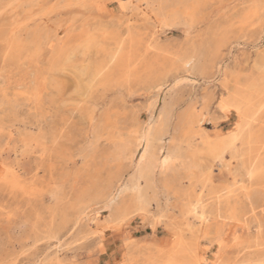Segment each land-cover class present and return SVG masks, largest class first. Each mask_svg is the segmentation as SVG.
<instances>
[{
	"label": "rangeland",
	"instance_id": "rangeland-1",
	"mask_svg": "<svg viewBox=\"0 0 264 264\" xmlns=\"http://www.w3.org/2000/svg\"><path fill=\"white\" fill-rule=\"evenodd\" d=\"M25 1L0 0L7 5L0 16V25L12 21L15 14H22L23 7L20 5ZM60 1L40 0L38 5L33 3L35 11L43 7L58 8L43 26L46 24L54 29L53 22L59 20L60 32L42 49L36 50L33 44L26 41L10 46L6 37L0 34V264H121L125 256L132 258L133 264L144 261L152 264L161 252L170 251L173 247L168 224L180 213L184 201L180 199L179 191L189 186L188 181L175 179L173 174L168 177L169 187H163L160 179L156 180L158 185L147 184L145 179L138 182L136 166L143 151L142 145L132 164L124 161L122 176L112 183L106 195L108 197L97 199L92 214L99 218L96 227L101 226L108 210L113 215L120 214L124 208L132 212L127 220L114 223L102 238L91 234L87 218L74 224L72 214L76 198L95 191L120 172H117L115 163L104 158L105 153L115 150L113 142L127 138L131 132V138L140 139L145 129L154 136L152 148L163 156L174 148L188 153L194 147L195 161L209 167L205 174L206 183L218 192L213 202L216 196H221L235 184H248L249 177L240 153L247 128L236 141L234 158L230 154L225 158L227 164L231 163V169L222 166L216 153L209 151L206 144L204 147V142L207 138L230 142L232 136L229 134L232 130L237 131L241 124L235 112L226 116L222 111L221 105L226 99L232 98L242 104L244 110L249 106V102L234 91L237 78L251 74L264 55V10L260 11V17L250 29L241 30L236 21L242 13L255 10L256 6L264 7V0H206L208 4L197 6L193 21L188 17L192 10L188 15L180 14L181 20L168 16L172 8L167 9L169 18L156 17L165 4L182 0H169V3L167 0H104L105 8L95 2L80 6L78 0H71L70 6L66 7V0ZM15 7L19 8L12 12ZM179 7L183 13L182 5ZM40 22L36 19L21 26L33 29ZM233 23L230 43L220 50L218 56L209 54L213 27L218 31ZM118 33L124 40L125 52L135 56L130 81L124 76L121 78L117 72V76L114 73L107 81L109 83L103 84L105 86L95 85L96 88L88 95L84 94L79 86L88 84L89 78L85 74L88 68L100 62L113 66L109 60L110 54L117 50ZM22 37H25L24 32ZM92 37L99 45L87 48L85 41ZM63 50L66 54L64 58H69V62L61 69H53V62L64 53ZM194 57L199 59L196 58V61ZM175 59L177 64L173 67ZM207 65H211L210 69ZM147 67L152 71L146 70ZM211 68L214 69L211 71ZM163 76L161 85L150 84L152 79ZM249 94L253 101L264 98L263 89L249 91ZM4 95L11 103L2 101ZM16 98L18 101H15ZM167 112L170 116H166ZM187 113L206 116L202 128L196 130L197 137L194 133H190L191 137L184 135L181 118ZM103 115L111 117L117 126L108 127L97 145L93 141L94 135L91 137V133L94 134L91 118L98 122ZM263 115L262 112L260 117ZM176 127L178 130H175ZM262 127L263 124H254L252 130ZM211 135L220 138L212 139ZM88 142H93V146ZM6 167L20 170L27 190L36 182L35 190L27 194L24 188L6 186ZM190 173L199 175L200 169L194 167ZM137 184L139 191L147 195L148 213L134 207L138 198ZM259 192L260 196L250 200L245 199V190L232 199H217L221 201V214L229 219L226 245L224 248L218 245L223 251V260L233 263L240 262L244 257L264 256V189L260 188ZM152 215L160 218L154 227L148 221ZM61 241H64L63 245L57 246ZM214 247L208 255L211 260L218 254Z\"/></svg>",
	"mask_w": 264,
	"mask_h": 264
},
{
	"label": "bare ground",
	"instance_id": "bare-ground-1",
	"mask_svg": "<svg viewBox=\"0 0 264 264\" xmlns=\"http://www.w3.org/2000/svg\"><path fill=\"white\" fill-rule=\"evenodd\" d=\"M39 1L40 0H36V1L35 0H27V1L23 2L20 5L21 7H23V13L20 15L15 14L12 17V18H14L12 21L0 25V34L3 35V37H6V43L8 45L11 46L15 42L26 41V42H30L31 44H33L35 46L36 50H39V49H42V47L49 45L50 42L52 41L53 37H55L60 32L61 27L59 26V23H60L59 20L56 22L55 21L53 22L55 24L54 29H50V26L48 27L46 24L43 26V24L46 23V20L52 14V12L57 11L58 8H52L51 7V9H49V8L43 7V8H40L39 11H35L34 10L35 5L33 3L36 2V4L38 5V4H40ZM70 1L71 0H66V3H68L66 7L70 6V3H71ZM144 1L149 2L150 0H144ZM78 2H79L80 6H88L91 4V2H95V4L101 5V8L106 7L104 0H78ZM210 2H211V0H210ZM25 3H26V5H24ZM167 3H169V0H167ZM203 3H207V1L206 0H182L180 2H173L171 4L169 3L168 5L165 4L164 7L161 8L162 10H161L160 14H157L156 17L157 18L160 17V18H163L165 20L169 16V17H172L173 19L175 18V20H176V19H180V16H181L180 14L188 15L189 12L192 10V13H190L188 15V17H190L191 20L193 21V18L195 15V10H196L197 6H200V4H203ZM181 5H182L183 13H181L180 9H179L180 8L179 6H181ZM6 7H7V5H3L2 3H0V16L5 11ZM19 7L13 8L12 12L15 11L16 9H18ZM174 7H175V9H173ZM137 8H139V7H137ZM168 8L169 9L172 8V10H171V12L168 13V16H167V9ZM263 10H264V7L260 8V6H256L255 10L251 9V10H248V11L242 13L238 17L236 23L240 24L241 30H244L246 28L250 29L249 27H252L255 25V22H257L256 19H258L260 17V11H263ZM145 13H146V11H145ZM181 18H182V16H181ZM36 19H39L41 22L38 24L36 23L35 26L33 27V29H26V26H24V27L21 26L25 22H28V21L32 22V21H35ZM184 21H183V23H184ZM29 24H30V22H29ZM234 26H235V24L233 23V24H230L229 26H226L223 29L218 30V31L214 30L215 27H213L212 45H211L210 50L208 51L209 54H212L213 56H216V55L218 56L220 50L225 45L230 43V42L228 43V41L230 39L231 34L234 32ZM192 31H194V29ZM192 31H191V33H192ZM23 32L25 33L24 38L22 37ZM128 32H130V31H128ZM236 34H237V32H236ZM117 36H118L117 50L110 54V60H109V62L111 63V66L112 65L113 66L108 67L107 63L104 64L103 62H100L95 67L88 68V72L85 73L89 78L88 84L79 86V88L82 91H84L83 92L84 94L88 95L89 92L95 87V85H98V84L103 85L104 83H106V84L109 83L107 81L110 80V77L114 73H115L114 76L115 75L117 76V72L121 74V78L124 76L127 80L129 79V81H130V79L132 77V75H131L132 67H133L134 62H135V56L127 54L125 52L124 45H123L124 40L122 39L121 33H118ZM208 43H210V42H208ZM97 44L98 43H97L96 39L93 37L87 38V40L85 41V46L87 48L94 47ZM15 45H17V44L15 43ZM197 47H196V49H197ZM12 48H14V47H12ZM188 49H190V48H188ZM63 52H64V50H63ZM161 54H162V52H161ZM161 54L159 53V55H161ZM65 55L66 54L64 52V53L59 54L56 57V61H54L52 64L53 69L54 68H57V70L61 69L62 66H64L67 62H69L70 59L69 58L65 59L64 58ZM205 55H206V53H205ZM212 55H211V60H213ZM190 56H191V54H190ZM207 57H208V55H207ZM196 58H198V57H196ZM196 58H195V60H196ZM207 60H208V58H207ZM216 60H217V58H216ZM171 64H169V65L171 66ZM176 64H177V59H175L173 61L172 66L174 67ZM149 65H147V66L151 67ZM170 66H168V67H170ZM189 66L191 67V64ZM200 66H202L201 63H200ZM207 66L210 69L209 66H211V65H207ZM148 67L146 70L149 71L151 68H148ZM194 67H193V69H194ZM196 67H197V64H196ZM217 67H218V64H217ZM112 68H114V69H112ZM152 68H154V67H152ZM190 69H192V68H190ZM199 69H200V67H199ZM213 69L214 68H211V71ZM166 70H167V67H166L165 71ZM151 71H152V69H151ZM159 72H161V71H159ZM194 72H196V71H194ZM197 72H198V70H197ZM165 73L166 72H164L162 74H165ZM184 73H185V71H184ZM133 75H134V72H133ZM155 75H158V74H155ZM155 75H154V78H155ZM159 75H160V73H159ZM152 76H153V74H152ZM149 77H150V75H149ZM140 78L141 77H139V79ZM164 78L165 77L163 76V78L160 77L156 80L152 79L153 82L152 83L150 82V84L154 83L157 86H159L164 82V80H163ZM144 79H146V78H144ZM115 80L116 79H114V81ZM147 81H148V79H147ZM110 83H112V81H110ZM112 85H113V83H112ZM103 86H105V85H103ZM243 88H244V90H243ZM258 89L264 90V55L259 58V60L256 64V67H255V70L251 74H249L248 76L239 77V78H237V81H236V87H235L234 93L236 95L241 96L242 99H246L249 102V106L244 110L242 108V104L237 103L235 100H232V98L226 99L221 105V109L226 114V116H229L230 113L235 112L238 115L239 119L241 120V124H239L238 129H236L237 131L232 130L230 134L228 133L229 135L232 136L230 138V142L225 141V140H221V139H219L220 141L219 140L212 141L208 138L204 142V147L206 144V148H208L209 151L216 153V156H217L220 164L222 166L226 165L227 167H229V165L231 163L227 164L228 160L226 161L225 158H226L227 154H230L231 157L234 158L235 151L237 148L236 147V141L238 142L239 137L241 135H243L244 132H246L245 129L247 128V130H248L247 136L243 139L244 141L242 144V149H241V152H240V150H239V152L242 153V156H241L242 161L241 162L243 164V167L245 168L244 170H246L248 177H249L248 184H246L245 186L244 185L237 186V184H235L233 188L222 192L221 196H219L220 198L218 196H216L217 202L216 201L213 202V199H214L215 195L218 194V192L211 189L208 186V184L206 183L205 174L208 171L209 167L207 165H202V164L197 163L195 161V154H193L194 152L192 151V148H194V147L190 148V151L188 153L183 152L180 148H174L171 151H169L166 155L163 156L161 154V152L155 151L152 148L151 140L154 138V136L151 135V133L149 131H145L146 129L143 130L144 134H142L140 139L139 138H131V135L133 133V132H131L127 138L122 137L120 140L118 139V141L116 140L113 142L115 145L114 146L115 150L113 149L114 151L111 149L110 151H112V152L105 153L106 156L103 155L104 158L107 157V159L109 161L115 163V165L118 169L117 172L119 170H120V172L117 175L113 176L111 179H109L105 183V185L99 186L95 191L84 193L81 196L76 198V203H75L74 208H73L74 212L72 214L74 224L77 225V224H79L80 220L82 222L83 218H85V219L87 218L88 219V225L91 229V231L89 230L91 232V234L92 235H100L102 238V236L105 235V231L108 230L109 228H111V226H113L114 223L125 221V220H127V218L129 216H131L132 212H130V210L128 208H124L120 214H116V215H113L114 213L112 214V211L106 209L109 211V213L107 214L105 219L102 218L104 220L101 223V226L96 227V222L98 221L99 218L97 219L96 217L92 216V214H93V211L97 205V202H98L97 199L101 198V197H108L106 195L108 194V192H110V190L112 188V183L114 181H117L122 176L121 170L124 168V164H125L124 161H129L132 164L134 161V158L136 157V153L138 151V148H140L142 145H144L142 154H141L140 158L138 159L139 161H138V164L136 166L137 167L136 179L138 182L141 179H145L147 184H151V183L154 184V183H156L157 179H160L159 182L163 185V187H169L170 183L168 181V177L173 175V174L175 176L174 177L175 179L179 180V178H182V179H185L186 181L189 182V186L187 188L179 191L180 199L182 201H184L182 208H180V213L177 216H175L174 218H172L173 219L172 222H170L168 224V227H169V229L171 231V235H172V246L173 247H172V249H170V251L161 252L162 253L161 256L157 257L158 259L155 260L152 264H264V256L255 257V258H251V256H250V258L244 257L245 259L243 258V260H241L240 262L236 261L233 263H230L229 261H225L222 259L221 254L223 251L221 250V247L224 248L226 245L225 244V242H226L225 241V239H226L225 233H226L227 227L229 225V219L226 216H223L221 214L220 207H219V204L221 202L219 200L223 197L228 198V199H232V198L238 196V194H240L242 192V190H245V194H244L245 199L250 200L252 197L259 195L258 193H260L259 192L260 188L264 189V157H262V153H261L262 150H264V131L262 129L264 127H262L259 130H256V131L254 129L252 130L254 124H258V125L263 124L264 125V115L260 117L261 113L262 112L264 113V98H262L260 101H258L257 99H256L257 101H253L252 99H250V94H249V91H254V90H258ZM16 97H17V95H16ZM250 100L252 101L251 103H250ZM2 101H4V102L8 101L9 103H11V100H9V97H7V95H4V97L2 98ZM12 101H14V99ZM15 101H18V98H16ZM0 104H1V102H0ZM15 104H16V102H15ZM17 105L19 106L18 103H17ZM176 112H177V110H176ZM166 116H170V114L167 112ZM175 117H177V116H175ZM175 117H172V118H175ZM205 120H206L205 115H195L193 113L185 114L181 118V123L183 125L184 135L186 137H191V135L194 133V136H195V134L197 133V131H196L197 128L201 129L202 124H204ZM91 121L93 122V130H94V134L91 133V137L94 135V138L93 137L92 138H93L94 143L97 145H98V141L100 140V138L102 136H104V133L108 127H111V126L116 127L117 126L116 121L112 122L111 117L104 116V115L101 117V119L98 122H94L93 118H91ZM165 122L162 126L165 125ZM146 125H148V122ZM171 125H172V123H171ZM93 130L91 132H93ZM175 130H178V128ZM190 133H191V135H190ZM228 134H226V135H228ZM215 135H217V134H215ZM196 137H197V134H196ZM160 138H162V134H161ZM213 138L214 137L212 136V139ZM215 138L217 139L220 137L218 136ZM153 142H154V140H153ZM89 144L92 145L93 142H92V144L91 143H89ZM90 145H88V146L90 147ZM26 146H28V143L26 144ZM89 147H88V150H89ZM163 147H164V145H163ZM239 148H240V146H239ZM238 159H240V158H238ZM99 163H101V161ZM238 163H239V161H238ZM106 165H108V163ZM194 167H197L200 169L199 175L190 173L191 169H193ZM184 171H186V173ZM6 172H7L6 173L7 175H6V178L4 179L6 186L10 187L11 189H14V188L23 189L24 188V191L27 194H29L31 192L30 190H32V191L35 190L34 188L36 186V182L32 183L34 186L33 187L30 186L29 187L30 190L26 189L25 185H23V181H22L23 179L21 180L22 177L19 174L20 170L18 171L17 168L6 167ZM2 174H3V172H2ZM231 174H233V173H231ZM245 174H243V175H245ZM135 186H137L138 198L135 201L134 207L140 211H145V213H148L147 203H149V201H148L147 195L145 193H142L139 191L140 187L138 184ZM185 187H186V185H185ZM117 188H118V186H117ZM119 188H120V186H119ZM115 191L116 190H114V192ZM206 191H207V194H206ZM217 199H219V200H217ZM215 204H218V205L215 207L216 209L214 210ZM98 206H100L99 203H98ZM162 206L163 205H161L160 207H162ZM108 207H110V206L108 205ZM130 208H132V207H130ZM156 211H155V213H156ZM156 215H152L150 217V219L148 220L149 225H151L153 227L160 222V218L157 217ZM144 221H147V220H144ZM85 227H87V225H85ZM115 228H113V229H115ZM71 231H74V230H71ZM119 231H121L120 227H119ZM68 234H70V233L68 232ZM67 237H69V236H67ZM234 238H235V236H234ZM63 240H64V237H63ZM63 242L61 241V243H58L60 245H57V246L61 247L63 245ZM213 245H215L216 249L218 250V254L214 260H211V259H209L208 255H209V251ZM218 245L221 247L218 248ZM131 259L128 256H125L123 258V261L121 262V264H133L132 263L133 259L132 260ZM237 260H238V258H237ZM148 261H150V260H148ZM41 263H43V262H41ZM36 264H38V263H36ZM58 264H60V263H58ZM142 264H149V262L144 261V262H142Z\"/></svg>",
	"mask_w": 264,
	"mask_h": 264
}]
</instances>
